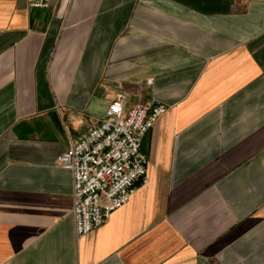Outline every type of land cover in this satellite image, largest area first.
<instances>
[{
	"label": "crops",
	"instance_id": "obj_1",
	"mask_svg": "<svg viewBox=\"0 0 264 264\" xmlns=\"http://www.w3.org/2000/svg\"><path fill=\"white\" fill-rule=\"evenodd\" d=\"M120 91L147 181L76 237L57 158ZM0 264H264V0H0Z\"/></svg>",
	"mask_w": 264,
	"mask_h": 264
},
{
	"label": "built area",
	"instance_id": "obj_2",
	"mask_svg": "<svg viewBox=\"0 0 264 264\" xmlns=\"http://www.w3.org/2000/svg\"><path fill=\"white\" fill-rule=\"evenodd\" d=\"M52 0H27L29 8L47 10ZM150 83V82H149ZM120 91L104 116L87 131L70 138L57 163L72 175L74 233L84 236L126 204L137 184L147 181L148 158L140 149L146 132L167 108L157 102L135 103Z\"/></svg>",
	"mask_w": 264,
	"mask_h": 264
}]
</instances>
